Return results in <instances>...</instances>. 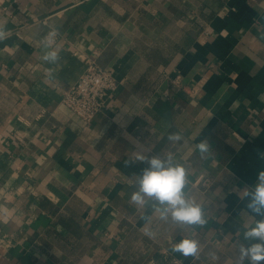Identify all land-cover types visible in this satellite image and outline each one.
I'll use <instances>...</instances> for the list:
<instances>
[{
  "label": "crops",
  "instance_id": "crops-1",
  "mask_svg": "<svg viewBox=\"0 0 264 264\" xmlns=\"http://www.w3.org/2000/svg\"><path fill=\"white\" fill-rule=\"evenodd\" d=\"M0 24V264H237L261 219L243 189L264 170V0H0ZM87 58L118 81L89 124L61 103ZM142 149L185 166L205 225L130 203ZM188 235L199 259L171 251Z\"/></svg>",
  "mask_w": 264,
  "mask_h": 264
},
{
  "label": "clouds",
  "instance_id": "clouds-1",
  "mask_svg": "<svg viewBox=\"0 0 264 264\" xmlns=\"http://www.w3.org/2000/svg\"><path fill=\"white\" fill-rule=\"evenodd\" d=\"M57 35L56 31H50L41 41L46 50L43 59L48 63H56L59 59L54 49ZM6 38L5 26L0 24V41ZM182 139L180 133H171L168 136V140L174 143ZM196 148L203 155L210 151V144L205 139L198 143ZM135 155L136 162L145 163L147 167L142 169L141 175L134 181L135 190L130 194V203L144 208L149 201H152L153 210L158 213L161 221L174 224L182 230L207 223L203 206L184 191L187 182L185 166L176 162L171 153L148 155L146 150L142 149ZM232 190L239 195L235 185ZM243 193L248 198L246 207L261 219L256 220L254 226H248L244 231L243 238L248 241L247 244L237 242V264H244L245 260L248 264H259L260 261H264V170L258 172L254 187L250 189L246 186ZM142 219L148 221L151 218L142 217ZM145 234L153 235L150 230L145 231ZM171 251L199 259L202 248L194 235H188L178 243H174ZM213 258L215 259L214 254Z\"/></svg>",
  "mask_w": 264,
  "mask_h": 264
},
{
  "label": "built area",
  "instance_id": "built-area-1",
  "mask_svg": "<svg viewBox=\"0 0 264 264\" xmlns=\"http://www.w3.org/2000/svg\"><path fill=\"white\" fill-rule=\"evenodd\" d=\"M118 81L111 71L97 65L94 59L85 60V69L77 81L62 96L61 103L66 109L89 124L102 110L114 93ZM147 264H186L175 257H166L164 262Z\"/></svg>",
  "mask_w": 264,
  "mask_h": 264
}]
</instances>
